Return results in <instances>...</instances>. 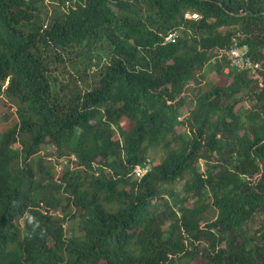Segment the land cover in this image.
Wrapping results in <instances>:
<instances>
[{
	"label": "trees",
	"instance_id": "obj_1",
	"mask_svg": "<svg viewBox=\"0 0 264 264\" xmlns=\"http://www.w3.org/2000/svg\"><path fill=\"white\" fill-rule=\"evenodd\" d=\"M0 264H264V0H0Z\"/></svg>",
	"mask_w": 264,
	"mask_h": 264
},
{
	"label": "built area",
	"instance_id": "obj_2",
	"mask_svg": "<svg viewBox=\"0 0 264 264\" xmlns=\"http://www.w3.org/2000/svg\"><path fill=\"white\" fill-rule=\"evenodd\" d=\"M185 17H190L193 19L198 18V15L195 13L187 12ZM179 34V29H173L168 32L164 37V42L173 43L176 40V37ZM224 57L228 62V65L236 71H246L252 74L255 77H260L259 72L263 70L261 64L258 61L253 60L248 54V47L244 43H239L234 41L233 44L228 48L223 50ZM74 160V157H71ZM61 163H65V160H60ZM60 169V166H58ZM150 169L147 161L143 163L142 166H137L133 170V174L136 177L143 176Z\"/></svg>",
	"mask_w": 264,
	"mask_h": 264
},
{
	"label": "rangeland",
	"instance_id": "obj_3",
	"mask_svg": "<svg viewBox=\"0 0 264 264\" xmlns=\"http://www.w3.org/2000/svg\"><path fill=\"white\" fill-rule=\"evenodd\" d=\"M180 34V33H179ZM178 34V35H179ZM204 77H205V79H207V80H210V81H214V80H216V76H215V74L213 73V70L209 67V66H207L206 68H205V70H204ZM185 108H182L181 109V113L182 114H185ZM16 146V145H15ZM51 149H49L46 145H43V146H41V154H46L47 152H49ZM161 153H158V152H156V153H154V152H152V153H150L149 154V157L146 159V161H147V163L149 164V166L151 167V165L154 163V164H156V163H158L159 162V159H160V157H161ZM199 168H200V170H203L204 169V165H203V163L202 162H200L199 163ZM181 184L182 183H180V184H177L176 186H175V193L178 195V196H181V192H180V188H181ZM171 202H174V199H172V201ZM75 230H76V225H75V222H73V221H69V222H67L66 224H65V232H66V234L69 236L72 232H75Z\"/></svg>",
	"mask_w": 264,
	"mask_h": 264
},
{
	"label": "clouds",
	"instance_id": "obj_4",
	"mask_svg": "<svg viewBox=\"0 0 264 264\" xmlns=\"http://www.w3.org/2000/svg\"><path fill=\"white\" fill-rule=\"evenodd\" d=\"M73 155L70 156V158L72 157ZM74 157V156H73ZM68 158L66 157H61L59 160H58V163L57 165H55V170H56V176H58V174L61 172V170L63 169L65 163H61L60 160H67ZM72 159V158H71ZM58 166H60V169H58ZM69 167L72 169L73 168V165H69Z\"/></svg>",
	"mask_w": 264,
	"mask_h": 264
}]
</instances>
